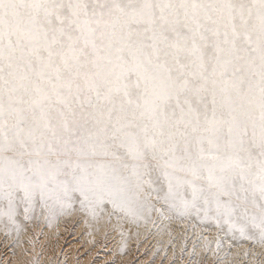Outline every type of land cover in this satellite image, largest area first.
<instances>
[{
	"label": "snow or ice",
	"instance_id": "obj_1",
	"mask_svg": "<svg viewBox=\"0 0 264 264\" xmlns=\"http://www.w3.org/2000/svg\"><path fill=\"white\" fill-rule=\"evenodd\" d=\"M74 212L264 247V0H0V230Z\"/></svg>",
	"mask_w": 264,
	"mask_h": 264
},
{
	"label": "rangeland",
	"instance_id": "obj_2",
	"mask_svg": "<svg viewBox=\"0 0 264 264\" xmlns=\"http://www.w3.org/2000/svg\"><path fill=\"white\" fill-rule=\"evenodd\" d=\"M71 216H75V217L72 218ZM153 217H155V213H153ZM64 220L68 222L66 223V225L69 227L70 233L72 234L74 232L73 230H75V227L80 221L84 223V221L86 222L87 220L91 224L95 225V222L91 221V219L87 217L85 214L74 212L69 215L58 217L56 220L52 222L53 225L51 226H49L48 222L45 221L43 217H40L39 219H34L30 222H25L24 228L18 237L15 232H13L10 235H6L3 230H0V264H3L2 262L9 253H14L17 250H20L19 253H21V256L23 255L22 259L24 260L23 262L24 264H67L69 254L67 256H64L63 253L66 247L68 245L73 244V242L77 243L75 249L73 250V256L75 257V261L77 262V260H79V256L85 257L84 250L80 251L82 249H85L86 247L85 241H83L82 236H79L77 234L70 235L69 233L68 235H63L65 236V240L61 244L60 252H56L55 249H57V245H58L57 243L61 236L59 235L58 237L56 233H53V231L56 229L55 228L56 225ZM186 221L190 222L196 227L200 226L202 228L212 230L216 232L217 235L218 230L214 226L209 227V225L200 224L195 220H186ZM54 222H56L57 224ZM126 225L122 229L123 235L121 229H115L116 233L113 232L112 236H109V238L107 236L106 239L104 238L103 242L100 243L101 246H99L100 245L99 244L98 247L97 246L95 247L97 249H94V251L96 250V252L93 254L90 264H96V261L97 263L100 264H204L205 263L204 261L201 263L200 260H193L188 258L186 260L182 259L178 262L175 257H174L175 259L172 257L168 259L165 253L166 252L165 248L161 247L162 245L160 244L158 245L161 247V249L159 246H157L156 250L152 252L151 244L146 243L144 245H141L146 241L144 240L143 237L140 236L141 233L139 230V227L143 225V222H141L139 225L127 224V223ZM46 227L49 229V231L52 230V232H50V234L53 235L52 237L49 233L48 235L47 233L44 232V229ZM28 229H30V232H32L31 234L28 233ZM144 236L146 237V235ZM116 242L119 243L120 248L114 251L115 248L114 243ZM130 243L132 244V246H129ZM23 244L24 245L27 244V246L25 247ZM244 244L254 247L249 241H240L239 243L234 242L233 246L236 245L240 246ZM256 247L261 248V246L259 245H257ZM12 248L13 250L10 251ZM120 249L123 250V253L120 251ZM51 250H53L52 252H56V253H52L51 255V253L49 252ZM103 252L106 254V256L108 255L107 258L101 257V255L103 256L104 254ZM17 253L18 252H16V254ZM255 253H257V255L255 256V260H253V262L251 260H248V264H259L258 261L261 259L262 256H264L262 255L260 257V253L257 251H255ZM222 256L220 257L222 258ZM46 260L49 261L47 262ZM76 262H73V264H76ZM213 262L206 261L205 264H210V263L213 264Z\"/></svg>",
	"mask_w": 264,
	"mask_h": 264
},
{
	"label": "bare ground",
	"instance_id": "obj_3",
	"mask_svg": "<svg viewBox=\"0 0 264 264\" xmlns=\"http://www.w3.org/2000/svg\"><path fill=\"white\" fill-rule=\"evenodd\" d=\"M71 217L73 218L75 216H71ZM155 217H156V214H155ZM54 223H56V222H54ZM66 223H68V222H66L65 220L61 221L58 224L56 223L57 224L55 227L56 229L53 228V229H55L53 231V233H56V235L58 237H59V235L61 236L59 238L58 243H57L58 244L57 249H55L56 252H60L61 244L65 240V236H63V235H68L70 233V229L66 225ZM77 223H78V221H77ZM51 225H53V224H51ZM54 226H55V224H54ZM139 230L141 233L140 236L143 237L144 240H146L145 243H143L141 245H144L146 243L151 244V251L154 252L156 250V247L159 246L158 244H160V245H162L161 247L165 248V250H166L165 253H166L168 259L171 257L172 258L175 257L177 259V262L182 260V259L186 260L188 258V259H193V260H200L201 263L203 261L206 263V261L207 262H213L215 260L218 264H248V260H251L252 262H253V260H255V257L252 255L253 252H255V251L259 252L260 257L262 255H264V247H261V248L256 247V246L251 247V246H248L247 244L240 245V246H238V245L233 246L229 250V254L227 256H225L224 249H222L220 251L218 256L213 255V252L211 250L206 251L204 246H205L206 242H211L210 249L215 248V239L217 236L216 232L209 230V229H206V228H202L200 226L196 227L195 225L191 224L190 222H188L186 220L181 221L178 219H173L171 222H169V221L161 222V221L157 220L156 225H153L151 222H149L148 224L143 223V225L141 227H139ZM73 231H74L73 232L74 235L77 234L79 236H82L83 241H85V246H86L85 249L80 250V251L84 250L85 257L81 256L82 257L81 258L79 256V260H77V262L75 261V257L73 256V250L75 249L77 243L73 242V244L68 245L66 247V249L63 253L64 256H67L69 254L67 264H70V263L73 264V262H76V264H90L91 258L93 256V254L96 252V250L94 251V249H97L95 247L96 246L98 247V245L101 242H103L104 238L106 239L107 236L109 238V236H112L113 232L116 233L115 229L109 228L107 231L105 230L104 227H100L99 229H97V227L94 224H91L90 222L86 223L85 221H84V223L80 221L77 224V226L75 227V230H73ZM44 232L47 234L48 233L50 234V232H52V230L49 231V229L46 227L44 229ZM28 233L29 234L32 233V232H30V229H28ZM71 234L72 233H70V235ZM50 235H51V237L53 236L52 234H50ZM144 235H146V237ZM72 238H73V236H72ZM116 240H117V238H116ZM132 244H133V242H132ZM132 244L130 243L129 246H132ZM114 245H115L114 251L116 249L120 248L118 242L114 243ZM24 246L26 247L27 244H25ZM99 246H101V244ZM49 247H48V250H49ZM161 247H160V249H161ZM226 248H227V242L225 243V249ZM246 249L249 250V254L247 257L244 255ZM12 250H13V248L10 251H12ZM165 250H163V251H165ZM52 251L53 250L49 251L51 253V255H52V253H56V252H52ZM120 251L123 253V250L120 249ZM16 252H18V253L16 254ZM16 252L9 253L5 257V259L2 263L3 264H24L23 263L24 260L22 259L23 255L21 256V253H19L20 250H17ZM222 255H224V256H222ZM107 256L105 253L103 254V256L101 255V257H106V258H107ZM220 256H222V258ZM25 260H27V259H25ZM258 263L264 264V256L261 257V259L258 261ZM96 264H100V263H97V261H96Z\"/></svg>",
	"mask_w": 264,
	"mask_h": 264
}]
</instances>
